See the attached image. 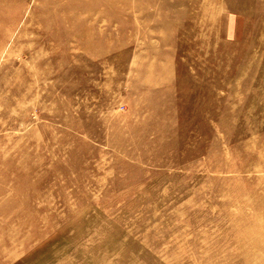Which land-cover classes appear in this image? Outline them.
<instances>
[{
	"label": "rangeland",
	"instance_id": "374dc122",
	"mask_svg": "<svg viewBox=\"0 0 264 264\" xmlns=\"http://www.w3.org/2000/svg\"><path fill=\"white\" fill-rule=\"evenodd\" d=\"M0 264H264V0H0Z\"/></svg>",
	"mask_w": 264,
	"mask_h": 264
}]
</instances>
